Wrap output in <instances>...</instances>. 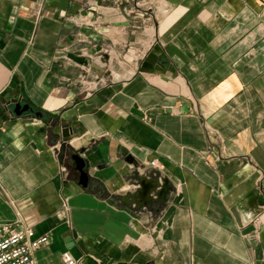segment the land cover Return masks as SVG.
Listing matches in <instances>:
<instances>
[{
  "label": "crops",
  "instance_id": "0c3cea01",
  "mask_svg": "<svg viewBox=\"0 0 264 264\" xmlns=\"http://www.w3.org/2000/svg\"><path fill=\"white\" fill-rule=\"evenodd\" d=\"M0 222L35 264H264V0H0Z\"/></svg>",
  "mask_w": 264,
  "mask_h": 264
},
{
  "label": "water",
  "instance_id": "95a60500",
  "mask_svg": "<svg viewBox=\"0 0 264 264\" xmlns=\"http://www.w3.org/2000/svg\"><path fill=\"white\" fill-rule=\"evenodd\" d=\"M28 105H20L16 103L13 113L19 115L23 110L27 109ZM35 115H40L39 111L34 112ZM63 136H66V129L62 130ZM78 152H71L68 157L72 161L74 170L78 172V183L86 186L88 182V173L86 170V160L79 155ZM135 169L132 172L131 180L133 182L132 190L120 196V200L127 205H134L136 208L151 207L155 205V210L167 201L168 194L172 190V186L168 178L162 176L158 170H151L146 173H140L137 169V164L133 163Z\"/></svg>",
  "mask_w": 264,
  "mask_h": 264
},
{
  "label": "built area",
  "instance_id": "2783aa9c",
  "mask_svg": "<svg viewBox=\"0 0 264 264\" xmlns=\"http://www.w3.org/2000/svg\"><path fill=\"white\" fill-rule=\"evenodd\" d=\"M149 164L155 165V161ZM47 240V234L34 236L30 227L0 222V264H35L33 252ZM60 258L64 264H76L67 250L60 253Z\"/></svg>",
  "mask_w": 264,
  "mask_h": 264
}]
</instances>
